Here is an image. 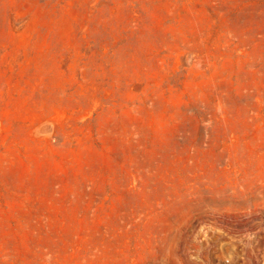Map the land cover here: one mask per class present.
<instances>
[{
	"label": "rangeland",
	"instance_id": "374dc122",
	"mask_svg": "<svg viewBox=\"0 0 264 264\" xmlns=\"http://www.w3.org/2000/svg\"><path fill=\"white\" fill-rule=\"evenodd\" d=\"M0 264H264V0H0Z\"/></svg>",
	"mask_w": 264,
	"mask_h": 264
}]
</instances>
